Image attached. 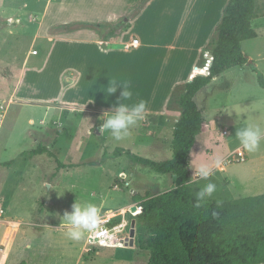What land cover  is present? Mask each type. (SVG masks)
Listing matches in <instances>:
<instances>
[{"label":"rangeland","instance_id":"obj_1","mask_svg":"<svg viewBox=\"0 0 264 264\" xmlns=\"http://www.w3.org/2000/svg\"><path fill=\"white\" fill-rule=\"evenodd\" d=\"M51 1L60 0H0V264H148L149 251L136 243L88 250L89 233L79 241L68 239L61 218L77 200L97 204L101 215L115 212L116 223L125 218L132 222L135 216L121 210L131 208L137 213L133 207L140 204L132 199L134 193L156 195L171 189L170 174L114 152L125 148L152 160L172 158L180 111L169 110L158 132L149 122L158 119L146 116L120 142L98 132L99 118L111 110L121 90L118 95L104 94L98 99L101 108L91 112L84 100L94 94L87 91L85 78L81 89L72 88L74 71L69 70L67 55H74L76 43L51 38L63 30L70 32L65 28L70 23L64 27L51 25L53 20L41 23ZM259 20L264 24V17ZM107 32L105 27L96 35L101 38ZM258 33L242 43L245 54L252 56L248 61L256 60L258 66L248 62L233 68L195 97L207 127L190 153V180L193 167L222 160L210 178L217 191L206 201L264 195V140L250 153L235 138L236 129L248 123L264 127V88L259 83V74L264 76V31ZM74 59L75 66L83 65L85 55ZM74 103L80 104L77 112L68 107ZM158 134L165 143L161 148L155 141ZM41 147L54 155L30 154ZM238 151L244 152L245 160ZM206 182L196 178L193 193Z\"/></svg>","mask_w":264,"mask_h":264},{"label":"trees","instance_id":"obj_2","mask_svg":"<svg viewBox=\"0 0 264 264\" xmlns=\"http://www.w3.org/2000/svg\"><path fill=\"white\" fill-rule=\"evenodd\" d=\"M148 1L133 5L124 19L141 11ZM262 17L264 3L260 0H228L223 17L202 52V56L206 51L213 54L209 72L196 74L176 86L171 94L168 108L180 111L174 126L172 158L152 160L125 148L114 152L115 156L128 154L133 162L170 174L173 180L172 188L165 192L132 196L142 208L135 216L136 245L149 251L148 264H264V195L229 201L212 199L197 206L193 187L187 183L191 176L190 153L197 136L207 127L195 97L215 77L248 63L242 43L258 37L256 20ZM105 27L108 32L100 39L106 46V40L121 25L74 21L65 28L70 32L90 29L99 34ZM199 66L204 67L205 61H200ZM259 83L264 88L262 74ZM45 152L54 155L47 147L30 154ZM217 201H221L219 206Z\"/></svg>","mask_w":264,"mask_h":264},{"label":"crops","instance_id":"obj_3","mask_svg":"<svg viewBox=\"0 0 264 264\" xmlns=\"http://www.w3.org/2000/svg\"><path fill=\"white\" fill-rule=\"evenodd\" d=\"M139 1H51L43 13L41 23L44 25L53 20L51 25L63 24L64 27L65 24L74 21L112 25L123 21L121 27L125 25L124 29L120 30V27L114 36L106 40V46L102 45L100 37L90 29L74 32L63 30L51 38L76 43L72 44L74 55H67L69 70L74 71L72 88L81 89V79L85 78L87 91L91 90L94 94L84 100L91 112L93 109L96 110L94 112H98L97 110L101 108L97 106L100 102L98 99L106 93L109 81L128 79L132 83L133 100H146L148 106L146 116L158 119L149 121L158 132L163 124L161 120L170 110L168 105L175 87L187 83L196 74L203 73L205 67L207 69L211 67L212 60L210 65L205 62L204 67H200L199 63L203 60L202 52L205 51L223 17L228 0H149L141 11L124 19L130 8ZM259 19L256 20V29L263 32L264 24ZM154 34L157 35L156 38ZM134 38L139 39V44L132 47ZM81 54L85 55L84 64L75 66L74 58L80 57ZM247 57L252 58L250 55ZM250 64L257 67L258 61ZM230 70L215 77L209 85L224 79ZM231 87L232 84L229 85L230 89ZM148 94L151 96H146ZM78 105L80 104L74 103L68 107L77 112ZM162 139L159 134L155 139L156 145L160 148L165 144Z\"/></svg>","mask_w":264,"mask_h":264},{"label":"clouds","instance_id":"obj_4","mask_svg":"<svg viewBox=\"0 0 264 264\" xmlns=\"http://www.w3.org/2000/svg\"><path fill=\"white\" fill-rule=\"evenodd\" d=\"M118 89L121 90L116 102L111 105L110 111H105L99 118L102 123L98 132H107L111 139L120 142L131 136L132 129L146 119L148 112L147 101L143 99L133 100L131 81L113 79L108 82L105 95L111 96ZM235 138L239 146L247 152H256L264 140V127L256 123H248L235 131ZM222 164L220 158H216L211 164L202 162L193 167L194 175L187 183L196 182V178L207 181L198 191L194 192L197 206L213 197L217 191L216 183L210 179L214 175L213 169H219ZM123 175V173H122ZM221 201H217L219 206ZM216 213H213L215 216ZM102 220L100 207L92 202L73 203L71 211H65L61 222L66 225V236L73 241H79L86 233L98 230Z\"/></svg>","mask_w":264,"mask_h":264},{"label":"built area","instance_id":"obj_5","mask_svg":"<svg viewBox=\"0 0 264 264\" xmlns=\"http://www.w3.org/2000/svg\"><path fill=\"white\" fill-rule=\"evenodd\" d=\"M138 44H139V39L134 38L131 43V46L135 47ZM205 53L207 54L206 64L210 62L208 55L211 56V60L213 61V54L210 53L209 51ZM227 133L228 131L225 130L224 134ZM238 155L241 160H245V154L243 151H238ZM136 209H139V211H137L138 213H134L131 208H128L127 210H129L128 213H131V215L137 216L141 212L142 208L141 206L139 207L136 206ZM109 212L110 211H107L105 214H102V220L98 230L94 232H90L88 234V244L90 245V248L88 250H91L94 247L113 248V247H118L121 244L125 246L129 245L131 222L125 218L120 223H116L114 221V218H116L118 215H112ZM2 217H3V213L0 209V220L2 219Z\"/></svg>","mask_w":264,"mask_h":264},{"label":"water","instance_id":"obj_6","mask_svg":"<svg viewBox=\"0 0 264 264\" xmlns=\"http://www.w3.org/2000/svg\"><path fill=\"white\" fill-rule=\"evenodd\" d=\"M60 29H63V27H61ZM249 63H252V60L248 61ZM133 209H136V206L133 207ZM136 243V219H133L131 222V229H130V237H129V245L130 246H134Z\"/></svg>","mask_w":264,"mask_h":264},{"label":"bare ground","instance_id":"obj_7","mask_svg":"<svg viewBox=\"0 0 264 264\" xmlns=\"http://www.w3.org/2000/svg\"><path fill=\"white\" fill-rule=\"evenodd\" d=\"M208 72H209V69H207V67H205V70H204L203 73L207 74ZM137 210L139 211V209H137ZM121 211H122V212H125L126 209L124 208V209H122ZM132 211H133V210H132ZM109 213H111L112 215L115 214V212H109ZM118 247H125V245L121 244V245H119Z\"/></svg>","mask_w":264,"mask_h":264}]
</instances>
